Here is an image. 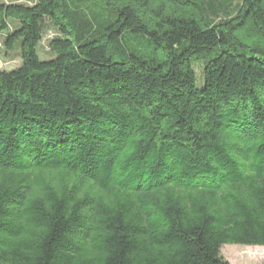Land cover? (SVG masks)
I'll list each match as a JSON object with an SVG mask.
<instances>
[{
	"label": "trees",
	"instance_id": "1",
	"mask_svg": "<svg viewBox=\"0 0 264 264\" xmlns=\"http://www.w3.org/2000/svg\"><path fill=\"white\" fill-rule=\"evenodd\" d=\"M32 1L0 0V264L264 247V0Z\"/></svg>",
	"mask_w": 264,
	"mask_h": 264
},
{
	"label": "rangeland",
	"instance_id": "2",
	"mask_svg": "<svg viewBox=\"0 0 264 264\" xmlns=\"http://www.w3.org/2000/svg\"><path fill=\"white\" fill-rule=\"evenodd\" d=\"M4 2H18L32 4V0H1ZM12 24V28L15 27ZM55 36V31H48L39 47V53L42 58L47 59L51 57L49 52V40ZM5 35L0 36V71L14 70L21 66V55L19 47L13 51L7 52L4 49L3 41ZM196 72L199 79H202V66H196ZM223 257L231 264H264V247L257 246H242V245H225L221 249Z\"/></svg>",
	"mask_w": 264,
	"mask_h": 264
}]
</instances>
